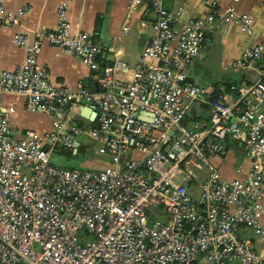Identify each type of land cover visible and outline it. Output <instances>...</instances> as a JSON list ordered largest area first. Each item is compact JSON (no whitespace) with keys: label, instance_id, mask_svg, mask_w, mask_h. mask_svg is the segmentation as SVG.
<instances>
[{"label":"built area","instance_id":"obj_1","mask_svg":"<svg viewBox=\"0 0 264 264\" xmlns=\"http://www.w3.org/2000/svg\"><path fill=\"white\" fill-rule=\"evenodd\" d=\"M203 1L207 21L225 14L250 24L233 7ZM151 9L154 34L127 84L114 76L128 68L121 59L98 75L101 45L72 32L64 4L55 28L15 34L25 60L19 69L0 68V264H264V79L241 83L234 97L189 81L203 21L177 29L163 0H152ZM0 16L17 23L19 15L0 4ZM45 41L79 56L103 91L55 83L39 63ZM259 61L264 66L262 47L246 45L233 64ZM7 93L50 114L53 129L17 137L2 106ZM79 105L95 107L94 126L74 121ZM82 136L96 141L105 164L52 162L58 142L74 151ZM230 142L241 145L247 165L225 177L215 158Z\"/></svg>","mask_w":264,"mask_h":264},{"label":"crops","instance_id":"obj_2","mask_svg":"<svg viewBox=\"0 0 264 264\" xmlns=\"http://www.w3.org/2000/svg\"><path fill=\"white\" fill-rule=\"evenodd\" d=\"M130 1L0 0L6 11L19 15L17 23L4 22L0 16V68L19 69L25 60L26 48L14 40L15 34L26 33L34 37L44 29L55 28L60 19L61 5L64 4L72 32H87L100 43V67L102 63L109 65L117 59L127 62L128 68L116 70L114 76L122 83H129L134 66L143 56L154 34L156 20L151 9L152 0H142L135 9L130 7ZM217 1L222 9L233 7L239 13L248 15L250 24L227 20L225 14L207 21L211 8L203 0H163V5L173 15V26L177 29L194 20L203 21L201 30L205 39L200 54L187 69V79L212 91H227L229 97H234L237 95L234 88L241 83L264 79V66L260 61L250 67L233 64L246 45L260 46L264 50V0ZM125 26H128L126 31ZM39 63L47 68L51 79L57 84L69 86L73 90L82 84L96 92L103 91L97 73L79 56L49 42L43 43ZM2 106L10 113L11 129L17 137L26 136L30 129L39 132L53 129L52 116L28 109L23 95L5 94ZM83 109L82 105L73 107L71 114L74 119L84 122L89 120L82 115ZM196 111L203 116L208 112L204 105L198 106ZM241 162L247 165L241 145L235 142H230L227 152L215 158V163L225 177H234V168ZM105 163V157H97L92 153L91 158L81 160L77 166L98 167ZM260 219L264 224V210ZM246 234L259 246L252 232L247 231Z\"/></svg>","mask_w":264,"mask_h":264},{"label":"trees","instance_id":"obj_3","mask_svg":"<svg viewBox=\"0 0 264 264\" xmlns=\"http://www.w3.org/2000/svg\"><path fill=\"white\" fill-rule=\"evenodd\" d=\"M86 87V86H85ZM87 88V87H86ZM89 89V88H87ZM91 90V89H89ZM91 91H94V90H91ZM219 90H214L213 92L214 93H217ZM74 121L80 125H86V126H94L96 123L95 121H90V120H86L85 122L82 121L81 119H74ZM80 143H79V146H78V151L77 153H74L73 151H70V150H67L65 149L62 145H60V143L58 142L53 151H52V155H64L65 157H74L75 159H79L80 161L81 160H85V159H88V158H91L92 157V153L96 147V141L94 139H90L89 137L87 136H82L80 137ZM60 147V149L58 150V147ZM57 165H60V166H66V167H75V166H67V165H61V163H55ZM63 164V163H62Z\"/></svg>","mask_w":264,"mask_h":264},{"label":"water","instance_id":"obj_4","mask_svg":"<svg viewBox=\"0 0 264 264\" xmlns=\"http://www.w3.org/2000/svg\"><path fill=\"white\" fill-rule=\"evenodd\" d=\"M105 66H106L105 63H102L101 64V67H100V70H99L101 77H103V75H104ZM82 115H84L85 117H87L89 119H93V117L95 116V107L92 106V105H86V106H84V109L82 111ZM78 146H79V143L76 144V146L74 148V153H77Z\"/></svg>","mask_w":264,"mask_h":264},{"label":"rangeland","instance_id":"obj_5","mask_svg":"<svg viewBox=\"0 0 264 264\" xmlns=\"http://www.w3.org/2000/svg\"><path fill=\"white\" fill-rule=\"evenodd\" d=\"M93 154L95 155L94 151ZM98 157V155H95ZM64 159V160H63ZM61 161V162H60ZM52 162L53 163H63L65 165H69V166H77L80 163L79 159H75L74 157H65L64 155H53L52 156Z\"/></svg>","mask_w":264,"mask_h":264}]
</instances>
